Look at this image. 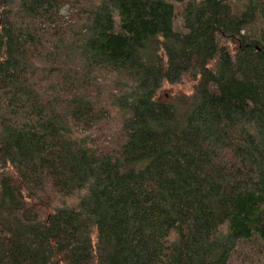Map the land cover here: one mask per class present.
<instances>
[{
  "label": "trees",
  "instance_id": "trees-1",
  "mask_svg": "<svg viewBox=\"0 0 264 264\" xmlns=\"http://www.w3.org/2000/svg\"><path fill=\"white\" fill-rule=\"evenodd\" d=\"M242 1L0 0V264H264Z\"/></svg>",
  "mask_w": 264,
  "mask_h": 264
},
{
  "label": "rangeland",
  "instance_id": "rangeland-1",
  "mask_svg": "<svg viewBox=\"0 0 264 264\" xmlns=\"http://www.w3.org/2000/svg\"><path fill=\"white\" fill-rule=\"evenodd\" d=\"M232 5L237 6L238 8H241L243 5V1L242 0H230ZM192 89V83L185 81V83L181 86H164L163 89L161 90V97L163 96H173L176 95L177 93H181V94H190ZM263 243L259 242L258 240L256 242H254V250L255 251H259V250H264L263 248Z\"/></svg>",
  "mask_w": 264,
  "mask_h": 264
}]
</instances>
